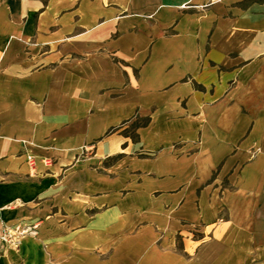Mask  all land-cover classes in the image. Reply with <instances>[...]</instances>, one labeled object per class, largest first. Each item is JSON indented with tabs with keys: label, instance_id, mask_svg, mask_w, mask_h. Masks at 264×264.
<instances>
[{
	"label": "crops",
	"instance_id": "1",
	"mask_svg": "<svg viewBox=\"0 0 264 264\" xmlns=\"http://www.w3.org/2000/svg\"><path fill=\"white\" fill-rule=\"evenodd\" d=\"M246 1L0 0V235L39 232L0 240V264H264V2ZM138 115V143L105 136Z\"/></svg>",
	"mask_w": 264,
	"mask_h": 264
},
{
	"label": "trees",
	"instance_id": "2",
	"mask_svg": "<svg viewBox=\"0 0 264 264\" xmlns=\"http://www.w3.org/2000/svg\"><path fill=\"white\" fill-rule=\"evenodd\" d=\"M255 2L262 3L264 2V0H247L246 1V3L249 5ZM150 123H151L150 117H141L138 115V116H135L133 119L124 122L121 126L112 127L111 129H109V131L106 133L105 136H108L110 134L120 131L121 135H123L126 138H130L133 143H138L140 141L139 130L142 128L148 127ZM122 157L123 156L121 154L110 157L104 162V165L106 167L112 166Z\"/></svg>",
	"mask_w": 264,
	"mask_h": 264
},
{
	"label": "built area",
	"instance_id": "3",
	"mask_svg": "<svg viewBox=\"0 0 264 264\" xmlns=\"http://www.w3.org/2000/svg\"><path fill=\"white\" fill-rule=\"evenodd\" d=\"M259 151V149L253 151V157H256ZM29 162L34 165L32 157L29 158ZM38 234V226L36 224L5 225L0 235V240L9 248H18L25 237H37Z\"/></svg>",
	"mask_w": 264,
	"mask_h": 264
},
{
	"label": "rangeland",
	"instance_id": "4",
	"mask_svg": "<svg viewBox=\"0 0 264 264\" xmlns=\"http://www.w3.org/2000/svg\"><path fill=\"white\" fill-rule=\"evenodd\" d=\"M244 6H245V4L241 5V7H244ZM235 70H236V67L234 66V67L229 68L227 70V72H239V71H235ZM244 70H246V72H255L256 67H255V65L249 66V67H246V69H243V71H240V72H245ZM255 150H256V148L253 149V151H255ZM250 156H251V159L252 160L257 157V156L256 157H253L252 153L250 154Z\"/></svg>",
	"mask_w": 264,
	"mask_h": 264
}]
</instances>
